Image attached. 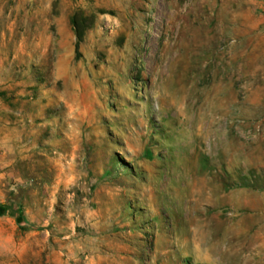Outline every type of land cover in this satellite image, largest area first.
<instances>
[{"label": "rangeland", "instance_id": "374dc122", "mask_svg": "<svg viewBox=\"0 0 264 264\" xmlns=\"http://www.w3.org/2000/svg\"><path fill=\"white\" fill-rule=\"evenodd\" d=\"M0 264H264V0H0Z\"/></svg>", "mask_w": 264, "mask_h": 264}, {"label": "trees", "instance_id": "16d2710c", "mask_svg": "<svg viewBox=\"0 0 264 264\" xmlns=\"http://www.w3.org/2000/svg\"><path fill=\"white\" fill-rule=\"evenodd\" d=\"M80 43H81V37L78 35V41H77V44H76V50H77L78 54H79Z\"/></svg>", "mask_w": 264, "mask_h": 264}, {"label": "bare ground", "instance_id": "6f19581e", "mask_svg": "<svg viewBox=\"0 0 264 264\" xmlns=\"http://www.w3.org/2000/svg\"><path fill=\"white\" fill-rule=\"evenodd\" d=\"M199 231V230H198ZM202 232H203V230H202ZM204 233V232H203ZM196 236V235H195ZM217 241V240H216ZM203 242H205L203 239H202V243ZM221 244V243H220ZM198 245H200V244H198ZM219 245V244H218ZM223 245H225V243L223 244ZM201 246V245H200ZM206 246V245H205ZM219 250V249H218ZM224 250V249H223ZM211 252V251H210ZM217 254H218V252H217ZM211 255V254H210Z\"/></svg>", "mask_w": 264, "mask_h": 264}]
</instances>
